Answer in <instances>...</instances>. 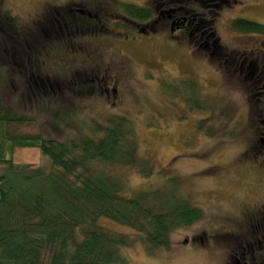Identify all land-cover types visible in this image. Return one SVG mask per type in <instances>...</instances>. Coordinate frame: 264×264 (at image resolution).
Returning a JSON list of instances; mask_svg holds the SVG:
<instances>
[{
	"label": "rangeland",
	"instance_id": "1",
	"mask_svg": "<svg viewBox=\"0 0 264 264\" xmlns=\"http://www.w3.org/2000/svg\"><path fill=\"white\" fill-rule=\"evenodd\" d=\"M44 1L4 0L0 14L23 33L33 28L29 20ZM118 2L151 9L155 22L147 26L158 33L89 35L88 28L111 30L117 22L126 23L114 9ZM224 2H188L207 21L215 18L210 49L200 50L185 38L183 42L180 34L170 37L169 22L157 20L155 0H52L45 9L74 4L94 19L87 23L76 18V31L83 32L76 35L74 49L61 36L50 38L42 53L30 55L37 62L28 66L30 72L45 81L39 88L28 84L29 69L11 60L7 46L3 49L6 29H0V105L25 121L10 125V133L60 142L99 138L98 128L124 118L134 130L138 156L152 169L148 178L131 168L111 169L125 196L165 191L174 181L177 196L202 212L195 224L171 232L167 247L146 245L132 230L100 221L135 240L121 251L128 264H224L229 251L247 248L245 244H253V255L264 259V232H252L260 218L255 208L264 203V156L252 153L263 152L257 137L264 96L256 94L264 82L255 85L225 69L216 53L244 54L248 63L264 65V37L230 28L235 19L264 26V0ZM215 39L220 47L216 52L211 48ZM12 157L19 165L50 166L36 148H15ZM259 239L263 241L257 245Z\"/></svg>",
	"mask_w": 264,
	"mask_h": 264
},
{
	"label": "trees",
	"instance_id": "2",
	"mask_svg": "<svg viewBox=\"0 0 264 264\" xmlns=\"http://www.w3.org/2000/svg\"><path fill=\"white\" fill-rule=\"evenodd\" d=\"M188 7L175 1L172 5L190 18L195 11ZM114 9L126 22L115 23V30L123 34L155 17L151 9L134 3L118 2ZM8 23L0 16V29ZM211 28L205 26L206 31ZM230 28L264 37V26L248 20L235 19ZM214 44V52L220 50ZM216 53L220 64L223 60L224 65H239L232 53ZM241 56L240 61L245 59ZM192 103L198 110L197 101ZM24 122L0 105V264H128L121 251L135 240L104 228L100 221L132 230L146 245L167 247L171 232L202 218L200 209L177 196L174 181L165 191L125 196L123 184L109 173L111 169L126 167L144 178L152 175L148 162L138 156L135 133L126 119L109 120L105 128H98L99 138L63 142L8 131L10 125ZM15 148L38 149L49 159V168L14 163Z\"/></svg>",
	"mask_w": 264,
	"mask_h": 264
},
{
	"label": "flooded vegetation",
	"instance_id": "3",
	"mask_svg": "<svg viewBox=\"0 0 264 264\" xmlns=\"http://www.w3.org/2000/svg\"><path fill=\"white\" fill-rule=\"evenodd\" d=\"M4 0H0V3H2ZM52 0H45L44 4H42L40 8V13L36 14L35 19L31 18L29 22L32 23V29L25 31L23 33L17 32L16 27L14 26L12 20L8 17H5L9 21L8 24L4 27L5 35H6V45L4 50H6V46L8 48L9 54H11V60L13 62L18 61L17 65H24L25 69L28 70V84L32 85L36 88L41 87V83H45L44 80L36 76L35 72H30V65H37V62L35 59H32L30 55L42 53L41 50L43 46L50 41V38H54L53 41H55L58 37H65L67 38V44H70V48L74 49L72 44H75V38L76 35L79 33H82L83 30L76 31V25L74 24L76 18L80 21H86L87 23L92 21L94 17L90 15L89 13H86L85 11L81 9H77L76 5H65L61 6L60 4L55 7H48V9H45L49 5V3ZM165 3L163 4L162 2ZM155 0V4L160 5L159 8H156V12L158 11V18L157 20H166L169 22L170 27V37L173 39L175 36L180 38L178 34H180L182 41L187 40L188 43H194L196 49H204L208 50L210 49V46L208 45L207 41L215 37V33L213 31L215 18H212L211 20L207 21L204 19V15L196 14L195 12L192 17L188 18L183 16L181 9H174L172 8L173 2H177L180 4H190L188 3L190 0ZM196 1V0H194ZM211 2L212 0H208ZM221 3H225L224 0H218ZM158 2V3H157ZM219 5V4H218ZM215 5L216 7L218 6ZM219 7V6H218ZM1 16V14H0ZM2 17V16H1ZM155 18V17H154ZM152 22V21H151ZM149 24H152V23ZM155 22V21H153ZM210 25L212 28L211 30H205V26ZM88 26V24H87ZM141 25H135V32L147 35L149 33H158L155 29L152 28L151 25L147 26H141L140 29L136 30V28ZM89 27V26H88ZM86 28V27H85ZM108 28V27H107ZM102 29V28H88L89 35H91L94 38H97V36H109L112 35V33H118L121 32L115 30V29ZM84 29V28H83ZM4 32V31H3ZM86 34V33H85ZM123 34V33H122ZM184 42V41H183ZM218 43V40L213 41L211 48L213 51L216 48V45L214 43ZM50 47V46H49ZM220 48V47H219ZM49 50V48H47ZM7 51V52H8ZM3 52V50H2ZM264 54V52H263ZM243 55V54H242ZM252 55V53H251ZM241 54L235 55L233 54L234 61L238 62L239 65H224V68H230L232 72L237 73L239 76H244V79H250L254 80L255 85L260 84L262 85L264 82V65H254V62H247V58L240 61ZM235 62V63H236ZM237 64V63H236ZM15 65V64H14ZM49 82V81H47ZM87 82L94 83L90 81L89 79ZM262 83V84H261ZM57 84V82H55ZM43 89V88H42ZM261 92L256 94V96H264V84L261 87ZM261 127V130L258 132V143L263 147L262 154H259L257 152H252L254 155H260L264 156V119H261L259 121ZM249 151V149H248ZM246 151L247 153H251V151ZM264 167V165H262ZM257 209L258 215H259V221L258 225L252 229L253 233H257L259 231L264 232V203L262 205H258L255 210ZM255 235V234H254ZM262 239V237H261ZM256 242L258 245L261 241ZM264 239V238H263ZM255 244V243H254ZM240 246V245H239ZM247 248L240 247L238 251H229V253L226 254V260L224 264H264V259L258 260L255 255H253V244H245Z\"/></svg>",
	"mask_w": 264,
	"mask_h": 264
}]
</instances>
